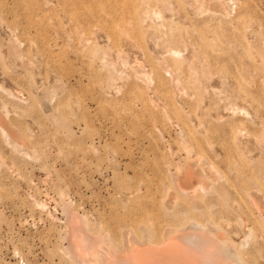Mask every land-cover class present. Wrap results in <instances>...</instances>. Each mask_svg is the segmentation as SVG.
Instances as JSON below:
<instances>
[{
  "label": "rangeland",
  "instance_id": "1",
  "mask_svg": "<svg viewBox=\"0 0 264 264\" xmlns=\"http://www.w3.org/2000/svg\"><path fill=\"white\" fill-rule=\"evenodd\" d=\"M194 1L0 0V264L191 220L264 264V0Z\"/></svg>",
  "mask_w": 264,
  "mask_h": 264
},
{
  "label": "bare ground",
  "instance_id": "2",
  "mask_svg": "<svg viewBox=\"0 0 264 264\" xmlns=\"http://www.w3.org/2000/svg\"><path fill=\"white\" fill-rule=\"evenodd\" d=\"M196 1L197 0L194 2ZM155 13L157 14V12L153 11L152 15L156 16L154 15ZM159 15L161 16V14ZM230 15L229 13V16ZM179 53L181 52L174 51L170 54L181 57ZM6 136H8V134ZM210 167V169H213L212 166ZM189 175H191V171L188 172L185 179H179V187L183 190V193L186 192V189L190 188L187 179ZM200 176H202L198 179V185L200 186H197L198 188L200 187L201 190H205L206 185H209L206 184L208 178L205 180L203 175ZM194 187L192 186V189H194ZM41 205H43L44 208V204ZM73 220L72 222H74ZM207 224L209 225V223ZM212 228L214 231H212ZM212 228L210 227L209 229L212 230H209L207 226H203L198 222H192V220L186 225L165 226L160 228H152L150 225H141L138 233L129 231L133 233V236H130L129 239L126 237L125 239L127 241L122 237V240L124 239V243H126L125 245L123 243L124 246H120L113 251L109 250L102 258L98 247H100L102 243L108 241H106V239H109L108 235L105 237L94 235L87 238L84 236L85 233L83 235L80 234L77 225L73 227V230L76 234L75 237L81 240L76 243L75 249V251L77 250L78 252V256L82 259L81 264H244L242 259L238 256L236 249H233V245L227 242L224 243L221 240L223 235L218 233L219 229L216 227ZM124 234L128 236L127 233ZM124 234L122 235L124 236Z\"/></svg>",
  "mask_w": 264,
  "mask_h": 264
}]
</instances>
